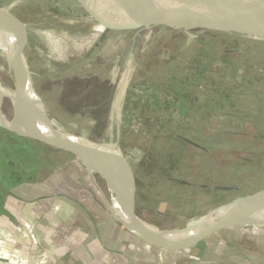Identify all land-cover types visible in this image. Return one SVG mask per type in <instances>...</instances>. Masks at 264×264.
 I'll use <instances>...</instances> for the list:
<instances>
[{"label":"rangeland","instance_id":"rangeland-1","mask_svg":"<svg viewBox=\"0 0 264 264\" xmlns=\"http://www.w3.org/2000/svg\"><path fill=\"white\" fill-rule=\"evenodd\" d=\"M7 1L25 18L11 28L45 108L44 116L36 98L31 118L67 136L119 143L138 181L137 216L149 229L191 228L264 189V38L156 25L126 0L0 5ZM95 16L110 27L89 21ZM0 80L16 91L2 62ZM0 108L13 117L11 101L0 99ZM92 167L98 175L70 153L0 128V205L18 186L52 179L77 209L105 217V259L157 264L113 217L106 175ZM253 223L178 246L186 259L175 264H264V215Z\"/></svg>","mask_w":264,"mask_h":264},{"label":"water","instance_id":"water-1","mask_svg":"<svg viewBox=\"0 0 264 264\" xmlns=\"http://www.w3.org/2000/svg\"><path fill=\"white\" fill-rule=\"evenodd\" d=\"M144 8L156 19V25L180 30L226 32L246 37L264 38V0L218 4L206 0H126ZM91 13V12H90ZM165 20V23L161 22ZM104 28L111 23L100 17L92 18ZM0 21V42L9 50L10 62L13 66L18 84L16 91L0 96L11 102L16 100L13 118L9 125L0 123V128L23 138L37 141L49 147L72 154L76 159L99 166L107 170L113 183L126 195L120 204V216L113 217L138 240L150 247L165 251L177 249L178 246L196 244L204 238L225 229L246 225L247 215L235 216L239 206H251L264 201V189L239 197L219 207L204 222L184 230L170 231V235L160 236L149 231L146 222L136 213L135 177L119 143L107 147L104 143H93L86 138L67 136L56 130L43 126L30 125L34 100L43 102L35 88L29 73V64L23 47L15 40L16 35ZM18 86V87H17ZM13 92V93H12ZM16 93V96L14 95ZM44 107V106H43ZM47 120V117H46ZM243 216V217H242ZM174 232V233H173Z\"/></svg>","mask_w":264,"mask_h":264},{"label":"crops","instance_id":"crops-1","mask_svg":"<svg viewBox=\"0 0 264 264\" xmlns=\"http://www.w3.org/2000/svg\"><path fill=\"white\" fill-rule=\"evenodd\" d=\"M7 2L0 5V21L9 29L14 23L27 25L23 15L15 11L18 5ZM26 37V33L22 34L23 39ZM132 171L136 183V207L138 181L133 168ZM42 180L22 184L2 200L0 264H136L120 255L105 259L103 231L108 226L105 217L87 208L83 211L77 209L68 196L59 192L58 183L52 179ZM69 217L75 222L70 223ZM114 226L113 223V232L118 234L120 229ZM140 246L160 257L157 264H175L174 259H186L178 253L179 249L165 251L145 243ZM165 253L172 257L165 261ZM195 262L193 264H204Z\"/></svg>","mask_w":264,"mask_h":264},{"label":"bare ground","instance_id":"bare-ground-1","mask_svg":"<svg viewBox=\"0 0 264 264\" xmlns=\"http://www.w3.org/2000/svg\"><path fill=\"white\" fill-rule=\"evenodd\" d=\"M206 1L212 2V3H218V4L219 3L220 4H225V3L245 2L246 0H206ZM247 1H251L253 3H258L257 1H260V0H247ZM161 22L165 23V20L161 19ZM9 53H10L9 50L0 42V62L5 64L9 68L11 78L13 80H16V82L18 84L15 72L13 70V66L11 65V62H10V54ZM0 91L2 92V95L6 94V93H11V90H9L8 88H6L3 85L2 80H0ZM14 95L16 96V93ZM0 99H3V98L0 96ZM11 104H12V107L14 108L15 105H16V100L11 102ZM43 106L44 105L41 104V110H42V113L45 116L46 113H45V108ZM12 118H13L12 116H9V115H7L4 112V109L1 110V108H0V123L1 124L9 125L11 123V121H12ZM34 123H36V126L37 125L38 126H43L45 128H48V129H51V127H52V125L48 124L47 122L45 124L41 120L32 119L31 118L30 125H33ZM83 140H86V139L84 138ZM107 147L113 148L109 144H107ZM79 161H81V160H79ZM81 162L85 165V167L88 169L90 174L98 175L96 173V171L94 170V168L92 167L93 164L91 165L90 163H86V162H83V161H81ZM97 167H99V166H97ZM99 168H101V167H99ZM101 169L105 173L106 178L108 180L107 181V183H108V187L107 188H108V193H110V197H111V202H110V207L111 208L110 209L114 213L115 217L119 218V216H120V207H121L120 204H121V201L124 199L126 194L122 190H120L119 188L116 187V185L113 183V181L111 179L110 173L107 170L103 169V168H101ZM258 213L264 215V201L259 203V204H254V205H251V206H239L235 210V216L236 217L238 215H247L248 216L249 219H247L248 221L245 222L246 226L256 225L255 223H253V220H254V217ZM146 227L148 228V224L147 223H146ZM149 231L152 232V233H155L156 235H160V236L170 235V231H164V230H160V229H158V230L149 229Z\"/></svg>","mask_w":264,"mask_h":264}]
</instances>
